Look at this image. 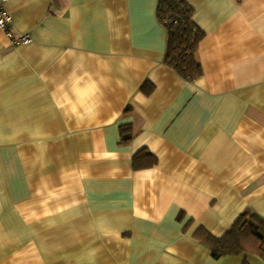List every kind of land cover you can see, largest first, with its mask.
I'll use <instances>...</instances> for the list:
<instances>
[{"label": "crops", "instance_id": "obj_1", "mask_svg": "<svg viewBox=\"0 0 264 264\" xmlns=\"http://www.w3.org/2000/svg\"><path fill=\"white\" fill-rule=\"evenodd\" d=\"M184 2L193 81L158 0L7 1L30 43L0 33V264H264L194 237L264 220V0Z\"/></svg>", "mask_w": 264, "mask_h": 264}, {"label": "trees", "instance_id": "obj_2", "mask_svg": "<svg viewBox=\"0 0 264 264\" xmlns=\"http://www.w3.org/2000/svg\"><path fill=\"white\" fill-rule=\"evenodd\" d=\"M157 17L168 36L166 63L188 81L200 77L196 47L202 34L192 21L191 9L184 0H158ZM129 131L128 127L123 131V141L131 138ZM154 161L152 153L141 149L132 158V169L151 166ZM194 237L210 251L213 259L247 254L264 258V220L252 213L238 215L221 237L203 228L197 229ZM241 264L249 263L244 259Z\"/></svg>", "mask_w": 264, "mask_h": 264}, {"label": "built area", "instance_id": "obj_3", "mask_svg": "<svg viewBox=\"0 0 264 264\" xmlns=\"http://www.w3.org/2000/svg\"><path fill=\"white\" fill-rule=\"evenodd\" d=\"M8 0H0V33H3L12 45H25L30 43L26 35L14 36L12 33V19L8 15L5 4Z\"/></svg>", "mask_w": 264, "mask_h": 264}]
</instances>
